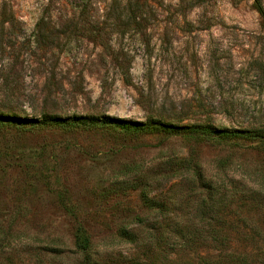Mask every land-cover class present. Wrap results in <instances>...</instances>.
<instances>
[{"label": "rangeland", "instance_id": "rangeland-1", "mask_svg": "<svg viewBox=\"0 0 264 264\" xmlns=\"http://www.w3.org/2000/svg\"><path fill=\"white\" fill-rule=\"evenodd\" d=\"M0 117V264H264L257 141L54 122L264 132L254 0H0Z\"/></svg>", "mask_w": 264, "mask_h": 264}, {"label": "trees", "instance_id": "trees-1", "mask_svg": "<svg viewBox=\"0 0 264 264\" xmlns=\"http://www.w3.org/2000/svg\"><path fill=\"white\" fill-rule=\"evenodd\" d=\"M258 12L264 20V10L261 8L259 0H254ZM66 128H74L77 126H96L112 128L124 133L141 134V133H160L166 136H186L197 140L228 142L236 139H246L257 141L258 148L264 151V132L262 130H228L216 129L210 125L190 126V127H176L173 125H166L161 123H150L147 125L131 124L123 122H93L90 120H73L69 122L54 121ZM14 125V119L11 117H0V128ZM59 125V126H60ZM74 247L78 253L88 256L91 243L82 226L78 225L74 232Z\"/></svg>", "mask_w": 264, "mask_h": 264}]
</instances>
